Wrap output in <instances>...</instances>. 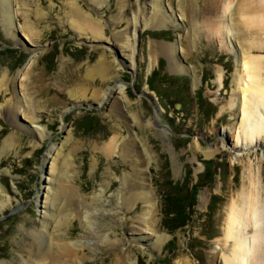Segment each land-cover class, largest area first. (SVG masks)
Instances as JSON below:
<instances>
[{"label": "rangeland", "instance_id": "374dc122", "mask_svg": "<svg viewBox=\"0 0 264 264\" xmlns=\"http://www.w3.org/2000/svg\"><path fill=\"white\" fill-rule=\"evenodd\" d=\"M100 2L0 0V149L6 138L14 140L0 157V264L38 260L34 234L46 192L55 194L61 175L80 195L83 212L73 214L63 238L83 246L74 262L59 264H224L232 242L223 244V224L233 200L251 178L260 181L264 200V134L250 154L236 144L240 117L229 108L235 56L208 25L224 19V1ZM248 2L254 14H264L262 1L238 0L236 9ZM71 3L101 22L105 40L70 26ZM167 9L184 20L175 25ZM233 9L226 18L232 24L239 20ZM132 29L133 52L125 48ZM237 42L264 58V28ZM155 43L183 51L156 53L147 71ZM102 54L106 77H88ZM115 137L107 156L102 147ZM146 192L156 204L153 233L138 226L152 209ZM177 213L184 219L175 220ZM53 255L35 264H50Z\"/></svg>", "mask_w": 264, "mask_h": 264}, {"label": "bare ground", "instance_id": "6f19581e", "mask_svg": "<svg viewBox=\"0 0 264 264\" xmlns=\"http://www.w3.org/2000/svg\"><path fill=\"white\" fill-rule=\"evenodd\" d=\"M6 1L8 3L9 0H3V2ZM223 1L224 9L222 14L224 19H215L208 25L210 31H213L214 35H223V43L235 56L237 88L235 96L231 97L229 101V108L237 109L240 117L237 133H234L235 135L237 134L236 136L234 135L236 144L242 146L243 151H248L247 154H250L252 149L256 150L258 146L261 147V136L264 134V77L261 75V70L264 68V61H262L264 58L262 56H254L249 53L250 48L246 46V39L244 40L246 44H239L240 40L238 43L237 37L244 39V35L252 33V29L264 28V14H254L253 8L249 5V2L247 3V6H242L241 4V8L239 7L236 9V7L240 5L237 3L238 0ZM256 1H262L261 4H264V0ZM91 2L97 7L102 6V2H100V0H91ZM7 3L4 6V17L6 23L10 26L12 11ZM233 8L236 9L234 15L240 21L236 20L235 23L232 24L228 22V18L230 14L234 12H232ZM79 10L80 9L74 5V3H71L69 20L70 26L79 31L80 34L83 32L84 34L97 40L104 39V30L101 26V22L95 20L90 14L83 13ZM171 11L170 9L169 11L167 9V12L169 13L168 19L175 25H178V23H181V21L184 20V15L176 14L174 12L172 13ZM162 15L164 16L163 11ZM226 18L228 20H226ZM133 19L132 23L134 27H136L138 23L137 17L134 16ZM27 28H29V26H27ZM135 31V29H132L129 33L127 41L128 46L125 47L127 50L132 47L131 39L133 38V32ZM154 45L155 48L153 47V44H150L148 55L150 64L147 71L153 69L152 62H154L156 53H160V51L165 50L164 54L172 57L176 55V52L183 51V48H179V50L174 44L167 45L155 43ZM133 49L134 48L132 47L130 51L133 52ZM133 55L134 54L128 55V57L132 58ZM179 67L184 69L186 72L188 71V68L182 64H180ZM109 70L110 67L106 65V57L102 54V57L99 58L96 65L88 71V77H106ZM4 78L5 74L2 76V79H0V89L3 87ZM221 81L222 74L219 72L217 82L220 84ZM118 90L120 91L121 88L119 87ZM94 92L96 93V91ZM141 93L143 95H150V93L145 90H142ZM117 139L118 137L113 138L107 145L102 147V151L105 155L112 156L118 142ZM13 146L14 140L11 137L6 138L0 149V157L6 153V151H10ZM217 151L218 148L215 145L213 149L207 150L205 155L209 157ZM124 152L125 150L122 149V154ZM250 173H252L251 168ZM60 177H63V175ZM60 177L56 178L60 183L57 185L55 194L51 197L50 192H46L44 203L47 205V210L43 212V222L40 231L35 232L34 234L37 250L33 256L38 260L34 262L25 261L22 262V264H35L38 263V261H44L50 251L54 252L52 257L49 256L51 257L50 262H48L50 264H59L60 260L63 259L74 262V259L79 252L78 248H82L81 246H83L80 243L79 244L81 246L77 243L73 244L67 242L66 239L63 238L64 236L62 234V230L67 227V224L72 219L73 214L77 215L78 218H82L83 212H80V205L78 204L80 195L75 192L73 185L66 182L65 178L61 179ZM135 196L136 193H133V199H135ZM145 200L148 204V209H152L151 212L147 214L148 218L144 221H139L138 226H143L144 228H147L148 232L151 230L153 233L154 231L152 227H154L156 204L154 202L152 203L149 194H147ZM60 201H62V205L58 204ZM142 222L148 225L145 227ZM135 228L140 229L139 227ZM222 242L226 246L229 242H232L230 254L224 257V264H263L264 200L262 199V191L259 180L252 178L249 179V186L248 188H243L239 195V201L233 200L230 205L228 214L223 224Z\"/></svg>", "mask_w": 264, "mask_h": 264}, {"label": "trees", "instance_id": "16d2710c", "mask_svg": "<svg viewBox=\"0 0 264 264\" xmlns=\"http://www.w3.org/2000/svg\"><path fill=\"white\" fill-rule=\"evenodd\" d=\"M149 82H150V79L148 78V80H147L148 87H149L150 90H152V89H151V86H153V83L150 84ZM152 91H153V90H152ZM197 103H198V101H197ZM93 126H94V125H93ZM180 215H181V214L177 213V215H176V217H175V220H179V221H180V220H183L184 217H182V216H180ZM184 225H185V224L183 223L182 225H179L178 228H180V227H182V226H184Z\"/></svg>", "mask_w": 264, "mask_h": 264}]
</instances>
